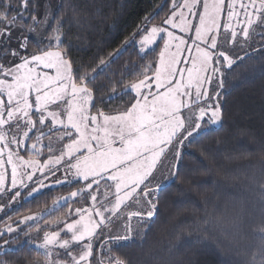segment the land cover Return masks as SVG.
<instances>
[{"label":"snow or ice","instance_id":"obj_1","mask_svg":"<svg viewBox=\"0 0 264 264\" xmlns=\"http://www.w3.org/2000/svg\"><path fill=\"white\" fill-rule=\"evenodd\" d=\"M63 26L48 0H0V49L12 57L0 63V264H132L124 249L149 239L184 149L223 127L229 77L264 60V0H161L87 64L72 58ZM130 48L140 63L122 61ZM125 96L122 110H104ZM258 164L243 180L225 174V185L244 187L222 208L205 199L169 242L170 258L185 236L223 251L220 238L253 221L264 239V148ZM44 196L50 204L20 214ZM250 264H264V244Z\"/></svg>","mask_w":264,"mask_h":264},{"label":"trees","instance_id":"obj_2","mask_svg":"<svg viewBox=\"0 0 264 264\" xmlns=\"http://www.w3.org/2000/svg\"><path fill=\"white\" fill-rule=\"evenodd\" d=\"M161 0H56L53 12H64L62 38L64 44H71L73 59L82 57L85 64L94 55H106L131 35L141 19L159 4ZM13 5L17 0H12ZM43 1L41 0V4ZM52 8V7H51ZM164 13L160 12L153 23H158ZM46 29L45 31H49ZM139 37H137L138 39ZM28 52L36 51V38H28ZM55 43V41H53ZM161 44V43H160ZM147 57L144 63L155 59L159 53ZM0 49V63L5 64ZM140 63L135 50L129 49L122 61ZM223 127L211 130L191 147L184 149L179 164V175L171 182L167 192L162 193L159 216L143 247L131 246L124 249L132 264H250V257L257 252L264 239L253 231L256 221L246 225L238 236H222L224 250L213 244H197L196 237L185 236L184 246L171 258L167 251L169 242L183 226L192 223L203 214L205 199L218 203L221 208L233 195L244 187L239 181L236 187L225 185L227 173L243 180V173L257 172L261 150L264 148V60L246 61L229 77L223 91ZM128 102V97L109 102L104 110L116 114ZM219 182L215 190L216 183ZM246 183V182H245ZM71 189H61L52 196L66 194ZM247 195V193H246ZM51 203L44 196L24 204L20 214L31 208L37 211L44 202ZM76 205H74L75 207ZM16 217L13 216V219ZM173 225H177L173 229ZM5 257L0 256V259ZM7 259L11 260L9 256Z\"/></svg>","mask_w":264,"mask_h":264},{"label":"rangeland","instance_id":"obj_3","mask_svg":"<svg viewBox=\"0 0 264 264\" xmlns=\"http://www.w3.org/2000/svg\"><path fill=\"white\" fill-rule=\"evenodd\" d=\"M43 1V0H42ZM55 1L56 0H48V2H49V4H50V6L52 7V10L54 9V7H55ZM40 15H42V12L40 13ZM194 34V33H193ZM28 38H36V36L34 35V34H29L28 35ZM139 39V38H138ZM159 43H161V45H162V41H160ZM22 52L24 51V50H21ZM12 59V57L10 56V58L8 59V61L5 63V66H8V64H9V61ZM17 62H19L18 60H17ZM44 71H49L50 73H51V70H44ZM5 100H6V97L4 98ZM211 128H216V126H212ZM24 155L25 156H27V153H24ZM9 179H10V169H9ZM21 239H23V237H21Z\"/></svg>","mask_w":264,"mask_h":264}]
</instances>
